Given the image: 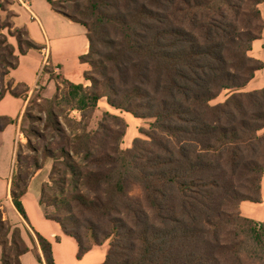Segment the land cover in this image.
<instances>
[{
  "label": "trees",
  "instance_id": "16d2710c",
  "mask_svg": "<svg viewBox=\"0 0 264 264\" xmlns=\"http://www.w3.org/2000/svg\"><path fill=\"white\" fill-rule=\"evenodd\" d=\"M47 1L82 24L89 40L80 59L89 64L84 77L91 85L65 79L67 89L58 87L55 99L63 91L62 102L81 111L82 121L103 98L114 109L151 119L148 138L122 149L127 123L106 111L98 129L85 126L72 150L56 155L53 174L60 179L53 175V185H46L62 198L48 200L57 213L46 218L76 240L77 257L107 244L100 264H264V220L241 213L242 202L263 201L264 88H244L264 68L250 55L263 36L264 0ZM6 27L0 19V101L7 93L27 99L30 86L10 76L19 56ZM15 36L21 54L40 49L30 39L23 48ZM224 92L225 99L213 103ZM15 123L0 116L1 130ZM69 182L74 191L66 195ZM133 186L141 196L131 194ZM28 189L18 190L13 176L12 200L26 220ZM44 195L45 188L41 205ZM36 237L46 263L56 264L52 242ZM23 243L15 264L31 250Z\"/></svg>",
  "mask_w": 264,
  "mask_h": 264
},
{
  "label": "crops",
  "instance_id": "0c3cea01",
  "mask_svg": "<svg viewBox=\"0 0 264 264\" xmlns=\"http://www.w3.org/2000/svg\"><path fill=\"white\" fill-rule=\"evenodd\" d=\"M260 9L264 18V2L260 4ZM17 11L15 26L25 29L29 39L40 47V49H30L26 54L19 52L18 66L10 72V76L16 82H25L30 86L31 90L27 99L7 93L0 101V116H9L20 120L32 92L36 87H41V80L47 95H50L53 91L55 82L49 73L44 72L45 67L58 68L63 78L75 83H83L86 80L84 73L89 69V64L82 62L80 57L88 53L89 40L87 30L82 24L56 12L47 0H21L18 2ZM250 55L264 62V30L262 38L254 42ZM49 88L51 89L50 94L47 92ZM261 88H264V68L256 72L255 77L244 90L251 91ZM18 136L19 125L16 123L7 125L3 130L0 129V208H3L4 205L9 211L15 209L21 217L18 216V220L22 219L27 226L26 233L24 232L27 236H24V238L31 250L20 256L22 264H26V258H28L30 264L36 262L47 264L38 240L34 241L30 237L29 231L34 236L38 232L49 239L53 244L56 264H65L59 258L62 251L58 246L61 245L62 240L70 239L76 243V257L79 247L76 240L66 235L59 224L46 218L45 210H43L40 203L41 188L33 203L35 205V215H32L28 207V198L32 192L33 182L30 184L27 193L22 197L28 220L19 213L13 203L11 189ZM262 193L263 201L261 203L242 202V215L256 220H264V176ZM18 225L23 226V224ZM57 237L60 239L57 240ZM107 250V244L95 246L81 259L77 257V260L80 261V264H100L106 259Z\"/></svg>",
  "mask_w": 264,
  "mask_h": 264
},
{
  "label": "rangeland",
  "instance_id": "374dc122",
  "mask_svg": "<svg viewBox=\"0 0 264 264\" xmlns=\"http://www.w3.org/2000/svg\"><path fill=\"white\" fill-rule=\"evenodd\" d=\"M21 0H0V19L6 23L5 33L9 41L15 45V55L19 56V45L15 35H19L25 42L23 48H27L26 40L29 39L25 29L17 28L15 26V17L17 16L18 2ZM67 11L69 13L75 12V4L73 2L66 3ZM12 62H16L13 58ZM50 77L53 78L55 85L51 93L49 88L47 95L45 87L37 88L32 92L30 99L32 103L27 111L23 114L22 118L18 120L19 136L17 137V148L14 163V175L16 187L18 190L23 189L26 185L32 184V192L28 198V207L35 215V197L41 188H45L44 200L45 204L42 205L45 214L55 215L56 208L48 204V200L53 199L55 196L62 198L60 193L50 189L46 184H52V176L54 179H60V175L53 174V166L55 164L56 155L64 149L67 152L72 150L74 136L83 131L87 126L89 131L96 130L99 127L100 121L103 119V114L110 111L123 117L127 123V128L123 138L120 141V147L127 149L132 147L135 138L142 137L147 139L145 131L150 128L151 119H138L133 115L114 109L107 104V99L103 98L98 107L93 112H89L86 120L82 121V113L77 109H72L69 104L63 103V91H61L58 99H55L58 87L62 90L67 89L65 86V78H63L60 70L58 72L50 71ZM10 77L6 78V82H10ZM85 86L91 85L89 80L83 81ZM40 85H42L40 83ZM1 86V82H0ZM16 89L22 91L23 86L14 85ZM1 88V87H0ZM226 92H224L217 100L222 101L225 99ZM41 96L42 98H38ZM91 116V117H90ZM82 123H77V122ZM88 124V125H87ZM115 131L120 129L118 125L109 124ZM75 165L81 166L82 161L80 158L75 157ZM71 179V176H68ZM70 182L66 186V195L73 192ZM131 194L135 197L141 196V189L139 186H133ZM37 208V207H36ZM18 212L9 211L7 207L0 208V264H15V259L18 254V249L24 246L23 241L26 240L24 236L26 233V224L22 219L18 220ZM21 218V217H20ZM3 223H2V221ZM263 220V219H259ZM23 224V226L18 225ZM16 228L21 231V236L17 233ZM25 228V229H24ZM25 232V233H24ZM24 234V235H23ZM34 236V235H33ZM37 239L36 235L34 236ZM27 244V243H26ZM58 248L62 251L59 256L65 264H80L76 257V243L70 239H63ZM26 264H30L26 258ZM35 264H41L36 262Z\"/></svg>",
  "mask_w": 264,
  "mask_h": 264
},
{
  "label": "built area",
  "instance_id": "2783aa9c",
  "mask_svg": "<svg viewBox=\"0 0 264 264\" xmlns=\"http://www.w3.org/2000/svg\"><path fill=\"white\" fill-rule=\"evenodd\" d=\"M54 71H55V72H58V71H59V69H58V68H55V69H54Z\"/></svg>",
  "mask_w": 264,
  "mask_h": 264
}]
</instances>
